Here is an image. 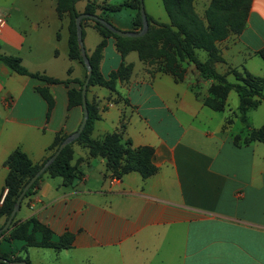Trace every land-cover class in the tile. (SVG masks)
Masks as SVG:
<instances>
[{"label": "crops", "instance_id": "obj_1", "mask_svg": "<svg viewBox=\"0 0 264 264\" xmlns=\"http://www.w3.org/2000/svg\"><path fill=\"white\" fill-rule=\"evenodd\" d=\"M124 1L82 0L75 7L83 13L89 2L116 6ZM209 2L194 0L199 18ZM56 7V0H0V55L17 57L29 73L61 82L19 75L0 60V196L8 172L4 163L13 151L41 164L56 136L75 132L82 120L81 107H68L67 92L79 89L86 70L69 57V18L58 15ZM95 15L122 32L141 29L130 8L98 9ZM148 15L170 23L166 12L165 17ZM81 27L89 58L103 37L90 19ZM216 48L221 60L213 68L228 82H235L233 71L264 81L259 54L264 51V0H252L244 30L229 34ZM195 54L202 62L208 58L202 50ZM122 64L132 70L115 91L87 87L86 101L98 108L89 137L102 141L123 125L121 144L129 140L133 148H152L155 174L143 180L130 172L110 183L106 160L74 143L71 166L81 179L65 187L61 178L44 174L15 217L16 224L36 219L55 239L70 235V247H29L17 256L42 264L43 253L34 254L35 260L31 256V250L40 249L53 252L45 264H264V144H241L248 129L237 118V94L230 91L226 109L214 111L203 103L212 81L202 79L192 63H180L178 80L163 70L161 59L143 62L135 51L122 56L116 40L105 38L100 74L108 78ZM37 89L48 90L53 98L49 116ZM247 117L251 129L262 126L264 102ZM237 122L241 127L235 131ZM235 137L241 139L239 145Z\"/></svg>", "mask_w": 264, "mask_h": 264}, {"label": "trees", "instance_id": "obj_2", "mask_svg": "<svg viewBox=\"0 0 264 264\" xmlns=\"http://www.w3.org/2000/svg\"><path fill=\"white\" fill-rule=\"evenodd\" d=\"M79 1L82 0H56L58 15L67 14L69 18L68 54L71 59H76L83 63L76 41L74 23L80 14L95 15L98 9L105 12H114L122 8H130L136 11L135 26L139 29L141 28L139 0H125L122 4L116 6L107 4L96 5L93 2H89L83 13H79L76 10L75 5ZM161 1L170 23H158L146 14L148 30L140 38L117 37L104 26L92 21L103 39L96 47L94 54L88 58L92 68L88 87L101 86L110 91H115L117 82L126 80L130 76L132 65L123 64L115 72L111 73L108 78L100 74L98 65L102 49L105 46V38L107 37H112L116 40V48L122 56L130 51H135L143 62H153L161 59L163 61V70L178 80L182 79L183 75L180 63L187 60L194 65L202 79L212 81L208 89L209 96L203 100L205 106L214 111H224L229 92L234 91L237 94L239 98L237 118L248 129V133L242 141L239 137H235L233 139L234 144L239 145L240 141L241 144L250 142L264 144V124L258 129H251L247 117L248 111L256 109L261 102H264L263 79L245 71L242 73L233 71L235 82L231 83L213 68V64L221 60L216 43L225 39L231 33L240 34L244 30L252 0H210L203 18H199L196 14L193 7L194 0ZM86 20L88 19H83L82 21ZM197 50L207 53L208 58L206 61L202 62L196 57L195 52ZM259 54L264 59V51H260ZM0 60L19 75L42 80L49 84L61 83L44 75L29 73L21 65V61L17 57L0 55ZM83 82L79 83V89L72 88L68 90L67 100L69 108L77 106L82 108L81 87ZM64 84L67 85L68 82H64ZM37 91L47 103V116H49L54 106L53 98L46 89H37ZM86 107L88 118L79 137L60 152L54 162L28 189L21 203L35 193L44 174H48L52 178H61L62 185L65 187H70L81 179L82 174L71 166L72 145L74 143L86 147L89 156L105 159L107 170L111 173L110 178L120 179L127 173L137 172L145 180L155 174L156 168L151 162L152 148H133L129 140L124 145L121 144L123 125L120 126L118 132L105 136L102 141L91 140L89 136L97 119L98 108L88 101H86ZM66 137L67 135L56 136L49 147L48 157L41 164H33L27 155L19 149H16L8 156L4 163L8 172L3 188V192L6 191V193L0 205V219L4 218L5 221L7 220L24 185L42 167ZM1 197L2 194L0 200ZM15 217L9 229L0 235V259L6 261V263L0 261V264H12L22 261L29 264L17 256L19 252L29 247L56 250L70 247L72 240L70 235L66 234L60 239H55L51 231L36 219L31 218L23 223L16 224ZM18 243H20L19 246Z\"/></svg>", "mask_w": 264, "mask_h": 264}, {"label": "water", "instance_id": "obj_3", "mask_svg": "<svg viewBox=\"0 0 264 264\" xmlns=\"http://www.w3.org/2000/svg\"><path fill=\"white\" fill-rule=\"evenodd\" d=\"M140 1L139 6V14L141 18V29L138 32H122L117 29H115L113 26H111L109 23L104 21L103 19L99 18L97 15H90V14H80L74 21L75 23V33H76V41L78 44V47L80 49V57L82 59L83 65L86 69V76L84 79V82L81 87V103H82V120L77 128V130L70 135H68L58 146V148L55 150V152L46 160V162L42 165V167L27 181V183L24 185L22 191L18 195L15 204L12 208V211L5 221V223L0 227V235L7 231L10 227V224L15 217L16 213L18 212L21 201L25 195V193L28 191V189L33 185V183L46 171V169L54 162V160L57 158V156L60 154V152L69 144L73 143L81 134L86 120L88 118V111L86 107V91L88 87V83L92 74V68L90 66L88 57L86 55L83 41H82V27L81 22L83 19H90L94 22L99 23L100 25L104 26L107 30H109L111 33L116 35L117 37L121 38H140L143 37L147 30H148V22L146 18V13L143 6V0ZM0 261L6 263L5 260L0 259ZM12 264H27L26 262H14Z\"/></svg>", "mask_w": 264, "mask_h": 264}, {"label": "rangeland", "instance_id": "obj_4", "mask_svg": "<svg viewBox=\"0 0 264 264\" xmlns=\"http://www.w3.org/2000/svg\"><path fill=\"white\" fill-rule=\"evenodd\" d=\"M96 1H102V2L106 1L107 3H110V4H116V3L118 4V3L122 2V0H114L113 2H111L110 0H96ZM143 6H144V10H145L146 14H151L152 13V14H155L156 16H161L162 15L163 17H165V11L163 9L161 0H143ZM123 13H125V15H126V13L128 14L130 12L127 10V11H125ZM134 55L135 56H133V57H136V54H134ZM136 62L138 63V59L137 58H136ZM231 95H233V97H235L234 98V101H235V99L237 97L236 94L234 92H232ZM231 99L232 98L229 99L228 103L230 105V108L234 109V107H232V105H231L232 104ZM240 127H241V124L239 122H237L234 130L237 131L238 128H240ZM59 179L60 178H55V180H59ZM19 244L20 243H18V246H19ZM36 253H43V256L41 258L42 264L47 263L49 261V259L53 258L52 250H40V249L38 250V249H36V250H31V256H32L33 260H35L34 259V254H36ZM50 262H51V260H50Z\"/></svg>", "mask_w": 264, "mask_h": 264}, {"label": "built area", "instance_id": "obj_5", "mask_svg": "<svg viewBox=\"0 0 264 264\" xmlns=\"http://www.w3.org/2000/svg\"><path fill=\"white\" fill-rule=\"evenodd\" d=\"M117 181H119V179H117V178H110V183H115V182H117ZM5 193H6V191H4V192L2 193V197H1L0 203L2 202V199H3L4 196H5Z\"/></svg>", "mask_w": 264, "mask_h": 264}]
</instances>
